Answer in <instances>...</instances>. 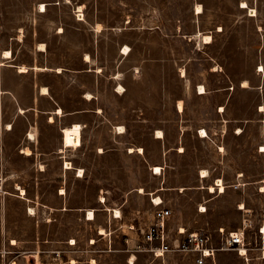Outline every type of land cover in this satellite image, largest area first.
<instances>
[{"label":"crops","instance_id":"0c3cea01","mask_svg":"<svg viewBox=\"0 0 264 264\" xmlns=\"http://www.w3.org/2000/svg\"><path fill=\"white\" fill-rule=\"evenodd\" d=\"M242 1L247 3V8L241 6ZM41 3L45 10H41ZM140 6L155 9L165 4L159 0H142V3L139 0H0V184L10 178L6 168L17 159L15 155L35 161L34 166L39 167L38 173L42 174L43 166H48L47 160H56L59 169L64 171L66 160L72 165L75 161L70 153L76 149L86 150L89 146L98 155L110 151L141 155L151 170L154 164L147 154V143L140 139L142 136L162 142L163 173L167 155L176 149L181 157L186 153V146L182 141L174 146L177 144L167 139L171 129L165 124H157L156 120L185 121L175 130L179 141L189 127L194 128L196 138L202 142L210 140L214 143L221 139V142H215L218 155L228 148L227 131L235 137L245 138L252 119L264 126V0H189L187 8L194 26L189 30L181 21L175 26L178 32L173 38L186 44L194 40L195 45L190 49L156 48L153 39L150 45L138 50L133 42L138 34L124 26L136 17L132 13L124 16L122 9ZM76 7L87 9L82 19L75 17ZM91 8H96L95 12L89 11ZM111 8L118 9V13L113 16ZM250 9L255 10V15H249ZM220 12L226 14L224 21L218 19ZM152 17L148 13L147 19ZM152 30L155 32V28ZM203 35H210V42H204ZM216 39H219L218 43ZM124 46L129 48L127 54L122 53ZM6 50H9L7 57ZM192 52L200 58L185 60L175 66L163 63L164 85L156 86L160 73L154 62L157 54L181 57ZM203 53L210 54L209 59L204 58ZM140 55L146 60L139 65ZM219 56L226 57L230 73L252 71L258 74L259 97L253 110L245 94L236 95L235 87H230V83L214 87L210 80L198 74L196 69L200 67L202 71L209 61L208 70L216 76L215 72L224 65L215 61ZM192 60L190 68L188 61ZM22 65L27 68L21 70ZM260 66L262 71L257 69ZM190 69H193V75ZM167 79L178 80L181 87H168L165 85ZM250 80L249 74L244 75L237 88L246 90ZM243 81H247V86L242 84ZM199 84L205 87V92H199ZM161 93L169 98L163 101L162 111H158L156 106L160 102L156 96ZM220 106L223 111L219 110ZM75 123L80 124L81 144L76 148L65 147L63 129ZM221 125L227 131L215 137ZM201 129L207 131L208 137L201 136ZM158 130L162 137L156 136ZM220 146L223 151L219 150ZM130 147L135 150L129 151ZM260 147H264V140H260L257 147L259 153L264 152ZM229 151L223 159L219 160L217 155V163L211 165L246 168L249 150L238 149L237 155ZM201 166L210 172L209 166ZM18 169V177L25 178L20 166ZM66 170H73L77 176L75 169ZM240 176L236 184L244 185ZM217 178L222 177H215L213 183ZM158 196L167 206L164 198ZM149 246L146 243L143 249L147 253ZM219 251L206 258L203 264H226ZM252 252L247 251L248 261L237 254L243 257L245 264L257 261L264 264V261L252 258ZM137 260L138 254L133 253L127 263L135 264ZM181 264H196L194 255L189 254V260Z\"/></svg>","mask_w":264,"mask_h":264},{"label":"rangeland","instance_id":"374dc122","mask_svg":"<svg viewBox=\"0 0 264 264\" xmlns=\"http://www.w3.org/2000/svg\"><path fill=\"white\" fill-rule=\"evenodd\" d=\"M139 1L142 3V0ZM159 1L165 6L155 9L141 6L122 9L124 16L132 13L136 17L133 22L124 25L138 34L133 41L135 46L138 50L144 49L154 39L156 48H193L194 40L186 44L173 38L178 32L175 26L181 21L189 30L194 26L190 22L187 8L189 0ZM78 8H75L74 15L77 19H82L87 9ZM91 10L95 12L96 8L89 9ZM111 11L113 16L115 12L118 13L115 8H111ZM148 13L153 17L147 19ZM225 17L226 14L220 12L218 19L224 21ZM215 41L218 43L219 39ZM209 55L203 53L206 59H209ZM198 58L199 55L193 52L181 57L157 54L154 62L160 73L156 78V86L164 85L163 63L175 66L179 62ZM145 60L140 55L137 62L140 65ZM216 60L224 64L215 72L216 76H212L208 70L209 61L202 67V71L200 67L196 69L198 74L203 79L210 80L214 87L230 83V87H235L236 95L245 94L253 110L259 97L256 88L258 74L252 71L230 73L225 56L215 57ZM193 61H188L191 63L190 68ZM189 72L194 74L193 69ZM248 74L251 77L249 87L244 91L239 90L238 81ZM165 85L178 88L181 87V82L167 79ZM168 98L162 93L156 96V100L160 102L156 106L158 111H162L163 101ZM155 122L171 129L172 133L167 139L170 138L173 144H177L174 146H178L181 141L186 146V153L181 157L176 149L167 155V166L163 173L162 169L161 173H154V169L147 168L141 155H128L119 151L98 155L91 146L86 150L76 149L70 153L75 160L73 165L83 169L81 177L75 176L73 170H60L56 160H47L48 166H43L45 171L40 174L39 167L34 166L35 161L24 160L15 155L17 159L11 163L12 166L8 165L6 168V174L10 178H6V183L0 184V264H128L127 258L133 253L138 254L135 264H181L189 260V254L172 252L155 256L153 252L143 250L146 246L143 235L153 222L157 208L151 200L158 195L164 198L171 209L168 219L170 240L182 237L183 235L178 236V229L183 227L185 234L199 231L210 235L212 245L216 247L219 246L221 237H225L228 232L250 223L251 226L246 231L253 242L255 227L264 219V191L259 190L264 186V152L259 153L257 150L259 141L264 140V126L252 119L247 126V136L242 138L233 136L231 131L228 132L221 125L214 136L227 131L225 138L228 148L218 155L215 142H221V139H216L214 143L210 140L202 142L196 138L194 128L189 127L179 141L175 130L180 122L185 121ZM140 139L149 147L147 154L153 162L151 164L161 166L164 162L162 142L153 141L146 136ZM243 147L249 150L246 168L221 164L216 168L211 165L217 163V155L219 160L228 154V150L237 155V150ZM219 150L223 151V147ZM202 164L209 166L210 170L209 176L203 180L199 178ZM19 166L25 178L18 177ZM239 175L241 182L245 181L244 185L236 184ZM215 177L223 178V192L217 189L215 192L208 191L207 186L213 184ZM17 185L24 188L25 195L20 194L16 189ZM201 185L205 189L198 188ZM160 186L166 189L157 190L163 189ZM140 187L144 193L139 192ZM61 190L63 193H60ZM101 196L104 201L100 200ZM198 206H204L205 211L199 212ZM30 207L34 209V214L29 212ZM112 208L119 209L121 215L114 217ZM88 210L94 211V219H86ZM100 228L104 229V234L99 232ZM219 228H223V234L219 233ZM219 252L226 264H245L243 257L235 250ZM250 256L254 258V253H250Z\"/></svg>","mask_w":264,"mask_h":264},{"label":"built area","instance_id":"2783aa9c","mask_svg":"<svg viewBox=\"0 0 264 264\" xmlns=\"http://www.w3.org/2000/svg\"><path fill=\"white\" fill-rule=\"evenodd\" d=\"M80 19V18H78ZM261 150V147L259 148ZM65 165V162H64ZM216 183V180L214 181ZM154 206H157L153 222L145 231L144 242L148 243V249L155 256H163L166 252H183L192 254L195 257L196 264H203L205 259L212 257L217 250H235L238 254L246 258L247 251H254V258L264 261V219L255 227L254 240L247 235L246 228L250 227V223H246L242 228L236 231H230L225 237H221L219 246L214 247L211 242L210 235L191 231L185 234L184 229H178V234L182 237L170 240L168 232V219L171 216V209L161 203L152 200ZM199 212L205 210L198 206ZM223 228H219V233L223 234ZM244 248V252L241 251Z\"/></svg>","mask_w":264,"mask_h":264},{"label":"bare ground","instance_id":"6f19581e","mask_svg":"<svg viewBox=\"0 0 264 264\" xmlns=\"http://www.w3.org/2000/svg\"><path fill=\"white\" fill-rule=\"evenodd\" d=\"M241 6L242 7H245V8H247V3L245 2V1H242V4H241ZM41 10H45V7H44V4H42L41 3ZM79 9V8H78ZM201 9H200V6H197V11H200ZM249 15H255V10L254 9H250V14ZM98 27V26H97ZM198 33V32H197ZM202 39H203V41L204 42H210V40H211V36L210 35H203L202 37H201ZM44 45V44H43ZM40 47V46H39ZM41 49V48H40ZM7 51V50H6ZM9 51V50H8ZM4 52L5 53V55H6V57L7 56H9V52ZM128 51H129V48L127 47V46H124V48H123V50H122V53H124V54H127L128 53ZM3 53V54H4ZM4 56V55H3ZM21 68V70H25L27 67H25V66H21L20 67ZM43 68V67H42ZM262 66H260L259 67V69L258 70H261L262 71ZM242 84L244 85V86H247V81H243L242 82ZM119 88L121 89V86L119 85ZM199 92H205V87L203 86V85H200L199 84ZM120 89H119V91H120ZM45 91V90H44ZM91 95V94H90ZM87 96V95H86ZM89 97V96H88ZM178 106H179V108L181 109V102H179V104H178ZM261 107V106H260ZM59 109V108H58ZM262 109V108H261ZM220 111H223L224 110V108L222 107V106H220V109H219ZM58 111V110H57ZM60 112V111H59ZM58 112V113H59ZM73 126H71V127H65L64 129H63V145L65 146V147H68V146H70V147H77V146H80V144H81V130H80V124H78V123H75V124H72ZM119 128L121 129L122 127H121V125L119 126ZM122 131V130H121ZM201 136H203V137H207L208 136V133H207V131L205 130V129H201ZM30 136H31V134H29ZM157 137H162V132L161 131H157V135H156ZM264 147H262L261 148V150H264L263 149ZM220 149H222V147H220ZM62 150V149H61ZM135 149H133V148H129V151H134ZM138 150L139 151H142V149L141 148H138ZM26 153H29V149H26ZM154 167V168H153ZM64 168H67V169H73L74 167H73V165H72V162H70V161H68V160H66L65 161V165H64ZM76 169V168H75ZM151 169H154V173H161V169H162V167L161 166H159V165H153L152 167H151ZM77 170V169H76ZM200 177H202V178H205V177H208L209 176V171L208 170H206V169H202L201 171H200ZM77 176H83V169L82 168H79L78 170H77V174H76ZM181 189H184L183 187H180ZM200 188H205V186H203V185H201L200 186ZM16 189H18L19 190V192H20V194H22V195H25L26 193H25V190H24V188H22L21 186H19V185H17V188ZM207 189H208V191L209 192H215V190L217 189V190H219V192H223L224 190H225V184H224V182H223V179L222 178H217L216 179V183H213V184H210L209 186H207ZM260 190L261 191H264V186H262L261 188H260ZM139 192H142V193H144V190H143V188H139ZM60 193H63V190H61L60 191ZM153 199H154V201L156 202V203H161V201H162V199L159 197V196H156V197H153ZM100 200H102V201H104V197H102L101 196V199ZM108 208V207H107ZM201 208L202 209H204L205 210V207L204 206H201ZM111 211H113L112 212V214H113V216L114 217H119L120 215H121V212H120V210L119 209H117V208H112L111 209ZM29 212L30 213H33L34 214V209L32 208V207H30L29 208ZM94 217H95V214H94V211L93 210H88V212H87V214H86V219H88V220H92V219H94ZM183 230V229H182ZM99 232L100 233H105V231H104V229L103 228H100L99 229ZM73 241V240H72ZM244 248H241V251L242 252H244ZM130 262L132 263L133 262V256L132 257H130Z\"/></svg>","mask_w":264,"mask_h":264}]
</instances>
